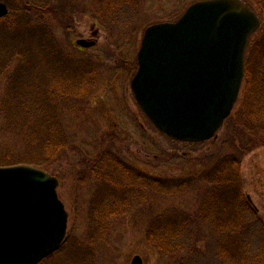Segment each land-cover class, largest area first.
I'll use <instances>...</instances> for the list:
<instances>
[{"label": "rangeland", "instance_id": "1", "mask_svg": "<svg viewBox=\"0 0 264 264\" xmlns=\"http://www.w3.org/2000/svg\"><path fill=\"white\" fill-rule=\"evenodd\" d=\"M3 1L10 11L20 10L15 16L6 17V23L28 16L36 24L47 25L53 37L45 35L43 42L37 34L27 37L24 44L6 41L12 46L32 47L24 55L27 63L23 70L21 56L13 54L9 58L1 51L0 40V68L4 70L0 77V165L29 163L56 175L58 195L69 213L62 245L39 264H132L137 254L144 264H228L227 256H216L211 242L197 234L196 231L202 232V223L199 230L194 231L191 224L186 235L172 240L181 246L172 250L161 248L149 239L148 227L152 217L162 214L168 217L170 212L202 221L198 212L202 192L208 184L200 180L195 183L194 177L200 168L207 172L226 154L240 155L239 151L243 154L241 191L244 198L246 194L252 196L258 209L245 213L247 222L246 229L239 234L240 249L247 251L248 264H264V118H252L257 120L254 131H244V125L248 124L243 119L244 109L240 108L246 78L231 115L214 137L202 142L180 141L161 132L146 116L131 87L145 28L154 22L177 19L196 0H133L131 5H125L124 1L108 12L100 7L98 0ZM246 1L261 16V26L251 36L247 53L254 49L258 59L257 66L253 63L254 70L262 68L263 74L264 0ZM80 38L96 43L80 47L76 42ZM79 62L88 65L84 80L92 85L89 91H85V86L80 90L84 71ZM253 74L256 82L260 72ZM10 77L24 82L31 92L30 98H34L36 88L43 87L40 110L46 117L39 120L41 127L37 132L46 140L48 133L43 126L53 119L67 145H58L49 156H41L45 152L26 148L24 136L8 127L6 108L16 98L12 93L9 97ZM11 116L13 121L21 122L23 118L16 112H11ZM32 121L25 124L31 126ZM238 132L244 136L237 137ZM249 137V142L243 145ZM104 152L113 153L134 168L178 186L182 187L181 181L187 180L186 186L177 191L148 188L142 197V189L137 185L128 195L130 208L108 216L105 231L100 228L97 232L90 220L96 204L94 196L103 184H108L99 182L100 176L108 174L97 163ZM206 234L209 237V227L203 230L202 235ZM231 249L234 255L238 253V248Z\"/></svg>", "mask_w": 264, "mask_h": 264}, {"label": "water", "instance_id": "2", "mask_svg": "<svg viewBox=\"0 0 264 264\" xmlns=\"http://www.w3.org/2000/svg\"><path fill=\"white\" fill-rule=\"evenodd\" d=\"M8 13L0 0V17ZM260 25L245 0H196L176 20L147 26L131 87L161 132L194 142L215 136L239 98L250 37ZM58 185L36 165H0V264H39L60 248L69 213ZM132 264L143 258L135 255Z\"/></svg>", "mask_w": 264, "mask_h": 264}, {"label": "trees", "instance_id": "3", "mask_svg": "<svg viewBox=\"0 0 264 264\" xmlns=\"http://www.w3.org/2000/svg\"><path fill=\"white\" fill-rule=\"evenodd\" d=\"M98 1L100 7L107 12L112 7L121 6L124 1H126L124 3L125 5H131V3H134L133 0ZM31 10L34 13L33 8ZM18 11L20 10L16 8L15 12L11 10L7 16L0 18V40L2 44L1 51L9 58L13 57V54L18 57L21 56V64L23 66L21 70H23L24 65L27 63V59L24 58V55H26L27 52H29V48L32 49V47L28 45H22V47L12 46L6 44V41L9 43L10 41L11 43H13V41L23 43L28 39L27 37H35L38 34L40 41L45 42V37H52V34L47 25L41 23L36 24L28 19V16L26 17L27 19L24 20L14 19L13 23H6L5 18L9 15L15 16ZM44 45L46 46V43ZM253 54L254 56H252ZM62 57L68 60L67 56ZM256 58L257 56H255L254 49L249 55L247 53L244 99L240 108L244 109L243 119L248 124V126L244 125L246 128L244 131H254L255 127H253V125L257 120L252 121V118H264V73L262 74V68L254 70V65L257 66L258 62V59ZM78 64L80 65L81 70L84 71V74L82 75L83 79L81 80L82 82L80 81L79 83L81 84L79 85L80 90H84L83 86H85V91H89L91 90L89 88L92 87V85L89 83L88 85L84 80L87 75V70L84 69H87L88 65L86 63L81 64L80 62ZM3 71V68H0V77L3 74ZM254 72H257L258 74L260 72V77L256 82L253 80ZM9 80V97L12 93L13 97L15 96L16 98L12 102L11 107L6 108L8 110V127L19 131L21 136H24L26 148L38 149L45 152L41 154V156H49L56 146L60 145L59 147H64L67 145V143L64 145L65 140L59 136L60 128L57 122L53 121V119L48 120L46 125L43 126L46 129V133H48V138L46 140H42L41 136H39L40 131L37 132L38 127L39 129L41 127L39 120H45L46 117L41 113L42 110H40V104H43V87L36 88L35 90H37V92H33L34 98H30L31 92L25 88L22 80L15 77H10ZM48 95L50 96V92ZM11 112H16V115L21 114L23 116L21 122L18 120L13 121ZM29 120H33L31 126L25 124ZM240 135L244 136L238 132L237 137ZM250 139L251 137L246 139L245 142L243 141V145L249 142ZM239 153L240 155H235L234 153L226 154V157L217 161L207 172L200 168L199 174L194 177L195 183L200 180L201 183L207 182L208 184L206 189L202 192L201 206L198 212L202 221L196 219L193 220L192 216L179 212H170L168 217L163 214L152 217L148 227L149 239L153 240L161 248L172 250L175 247H181L173 243L172 240L174 241V239L180 237L181 234L186 235L188 230L187 227L190 228L191 224L194 225V231H196V229L199 230L202 223V232H196H198L197 234H200L202 240L205 238L206 242H211V250L214 251L216 256H227L228 264L250 263L247 258V251L240 249L241 240L239 239V234L246 229L247 220L245 213L248 215V212L254 213V211L247 199L243 197L241 191L242 181L240 177V157H242L243 154L240 151ZM97 163H100V170L105 168L108 171V174L99 177V182L103 181L106 183L107 181L108 184H103L94 196L96 204H94L92 214L93 219H91L90 222L95 225L96 229H98L97 232L101 231L100 228H103L105 231L108 216H111L112 214H120V212H125L130 208L128 195L132 192L134 187L138 188L136 187L137 185L140 186L138 189H142L141 196L143 197L148 188L167 191L184 190L183 188L186 186L184 183L187 182V180L181 181V184H183L182 187L178 186V183L167 182L162 177L152 176L134 168L110 152L102 153V155L99 156ZM133 182H135L134 186H132ZM134 191H136V189ZM206 227L210 228L209 237L207 234L205 235L206 237L202 235L203 230ZM188 238H192L190 233L188 234ZM91 240H93V238H91ZM235 247L238 248V253L236 255L233 254L231 249ZM194 248L196 247H193L192 250H194Z\"/></svg>", "mask_w": 264, "mask_h": 264}, {"label": "flooded vegetation", "instance_id": "4", "mask_svg": "<svg viewBox=\"0 0 264 264\" xmlns=\"http://www.w3.org/2000/svg\"><path fill=\"white\" fill-rule=\"evenodd\" d=\"M240 177H241V181H242V175H241V172H240ZM261 179V178H260ZM241 185H242V183H241ZM246 199H247V201L250 203V205H251V207H252V209H253V211H257L258 209H257V206H256V204L254 203V200H253V198H252V196L250 195V194H246Z\"/></svg>", "mask_w": 264, "mask_h": 264}]
</instances>
